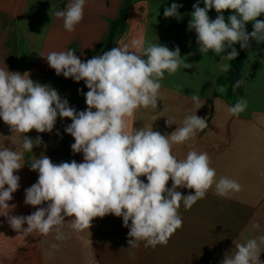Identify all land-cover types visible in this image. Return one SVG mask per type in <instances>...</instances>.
Returning <instances> with one entry per match:
<instances>
[{"label":"clouds","instance_id":"obj_1","mask_svg":"<svg viewBox=\"0 0 264 264\" xmlns=\"http://www.w3.org/2000/svg\"><path fill=\"white\" fill-rule=\"evenodd\" d=\"M85 2L70 0L65 10L56 13L63 19L66 31H75L83 20ZM203 2L204 7L199 3L193 5L188 25L197 35L198 51L202 55L209 50L219 55L231 49L223 56L231 61L239 55L235 44L248 49L250 40L264 43V20L257 19L264 15V0ZM179 7L182 5L176 3L166 7L164 17L177 16ZM213 8L218 15L211 20L208 12ZM229 9L234 14L228 16L226 23L222 13ZM247 22H253L251 33L246 31ZM42 57L57 76L84 81L89 89L84 93L87 109L77 112L67 99H61L57 90L34 82L28 72L21 74L0 68V118L13 133L22 134L33 129L51 133L58 116L69 118L72 122L65 132L74 138L72 152L82 153L83 162L55 164L46 155L36 158L30 168L38 171V179L25 189L24 201L36 210L27 216H14L9 213L15 205L8 203L20 187V177L14 173L23 167V152H32L33 140L24 136L23 151L0 149V215L7 217L12 229L40 235L55 232L56 240H66L70 235L63 231L65 217L72 218L68 223L73 231L82 232L91 228L94 218L111 214L122 217L123 226L129 228L130 247L143 241L145 247L155 248L166 246L182 227L181 202L186 210L190 209L213 185L216 195L223 198L241 190V185L233 179H216L207 152L191 150L183 159L172 152L173 145L183 144L194 138L197 131H203L208 126L206 118L196 113L188 115L170 135L152 128L128 130L129 118L137 109L157 108L160 81L165 72L173 75L181 64L185 69L190 67L181 58L179 47L169 50L159 44L144 46L141 39H133L130 44L113 47L87 61H82L74 50L52 51ZM229 69L228 63L220 65L222 72ZM243 83V79L237 80L233 91ZM218 90L223 92L224 88ZM192 101L197 110L205 103L197 95L192 96ZM246 108L247 101L241 98L228 112L239 116ZM165 123L171 127L175 120L167 118ZM42 143L38 136L35 146ZM140 177H146L147 183ZM178 188L194 189V194L183 195ZM45 202L46 207H37ZM24 224L26 228L22 227ZM259 227L258 223L252 225L253 229ZM234 245V251L226 253L221 264H264L260 260L264 235Z\"/></svg>","mask_w":264,"mask_h":264},{"label":"crops","instance_id":"obj_2","mask_svg":"<svg viewBox=\"0 0 264 264\" xmlns=\"http://www.w3.org/2000/svg\"><path fill=\"white\" fill-rule=\"evenodd\" d=\"M69 2L0 0V68L21 74L28 72L30 79L57 90L61 99H67L69 106L79 112L87 109L84 93L89 89L84 81L75 82L62 74L57 76L42 56L52 51L74 50L82 61H87L103 54L110 30L113 33L111 49L130 44L133 39H141L144 46L158 44L160 31L156 7L151 0H86L83 20L75 31L68 32L56 13L65 10ZM125 2L129 4L121 16ZM193 54L195 50L191 47L180 49V56ZM218 63L214 59L201 65L189 82L179 75L176 85L168 81L170 75L165 72L160 81L157 108L137 109L129 118L128 130L152 128L170 135L182 126L188 115L196 113L206 118L208 126L187 142L173 145L172 152L178 159L185 158L191 150L207 152L210 166L216 170V179L228 177L237 181L241 185L239 192L223 198L216 195L213 185L190 209L186 210L181 202L182 227L166 246L155 248L145 247L143 241L130 247L129 228L123 226L122 217L111 214L94 218L91 228L82 232L73 231L68 223L72 218L65 217L63 231L70 235L66 240H56L55 232L40 235L16 231L10 227L7 217L0 215V264H221L225 254L234 251V242L246 243L248 239L264 235V52L257 54L248 67L245 61L244 83L238 98L227 99L225 86L215 88L216 78L223 73ZM220 87L224 88L223 92L218 90ZM193 95L205 102L198 110L192 101ZM241 98L247 101L245 111L239 116L229 114L228 108ZM167 118L174 119L175 124L168 127ZM71 122L58 116L51 133L33 129L22 134L13 133L0 118V149L23 151L21 144L25 135L34 145L32 152H23V167L14 173L20 177V187L8 202L15 205L9 215L27 216L36 210L24 203L25 189L38 179V171L30 168L36 158L46 155L55 164L83 162L82 153L72 152L74 138L65 132ZM38 136L43 143L35 146ZM140 179L147 183L146 177ZM171 186L169 180L167 187ZM177 190L183 195L194 194V189ZM46 206L47 202L37 207ZM254 223L260 225L259 229L252 228ZM22 227L26 228L27 224ZM53 244L58 247L53 248ZM261 249L264 251V245ZM260 260L264 261V252Z\"/></svg>","mask_w":264,"mask_h":264},{"label":"rangeland","instance_id":"obj_3","mask_svg":"<svg viewBox=\"0 0 264 264\" xmlns=\"http://www.w3.org/2000/svg\"><path fill=\"white\" fill-rule=\"evenodd\" d=\"M152 4L156 7V20L159 22L158 29L160 33L158 34V44L164 45L169 48V50H175V48L179 47V49H185L191 47L195 50V54L190 56L182 55L181 58L185 63L190 64L189 68H184L183 64L178 68L175 74L170 75L168 81L170 83H178L177 77L182 75L185 81H192L195 74L194 71L201 65H205L207 63L214 62V59L219 61L218 65H222L224 63H228L223 59L224 55H227L231 49H226L224 53L219 55L215 54L211 50L205 54H201L198 51L197 44V35L194 30H189V21L191 20V13L194 11L193 5L196 4L194 0H151ZM176 3L178 5H182V7L178 8V15L175 17H164V9L166 7H170L171 4ZM200 7H204V2L199 4ZM225 17V22L227 23L228 16L234 14V10H224L222 13ZM208 15L211 20H214L217 17V12L213 8L208 12ZM258 20H264V15L257 17ZM246 31L249 32L253 29V22H247L245 25ZM160 40V41H159ZM162 43V44H161ZM250 47L246 49V58L245 61L246 67H248L249 63L253 61V59L260 52H264V43L257 44L255 40L249 42ZM236 50L240 49V44H235ZM190 57V58H189ZM245 63V62H244ZM193 68V69H192ZM190 69L192 71H190ZM190 72V73H189Z\"/></svg>","mask_w":264,"mask_h":264},{"label":"trees","instance_id":"obj_4","mask_svg":"<svg viewBox=\"0 0 264 264\" xmlns=\"http://www.w3.org/2000/svg\"><path fill=\"white\" fill-rule=\"evenodd\" d=\"M194 1L195 3H199V4L203 2V0H194ZM128 4H129L128 2H125V4L123 5V9L121 10V16L126 13ZM252 31L253 29H251L248 33H251ZM112 38H113V33L112 30H110L105 39V44L103 46V53L111 50ZM234 47L236 48L235 45ZM237 52L239 53L237 58L235 60H231L228 62V64H230V69L226 72H223L220 76H218L214 82L215 88L219 86L226 87L225 97L227 99L238 98L242 93V88H243L242 85L235 91H233V85L237 80L243 79L242 73H243L244 62L246 59V49L240 48L239 50H237Z\"/></svg>","mask_w":264,"mask_h":264}]
</instances>
